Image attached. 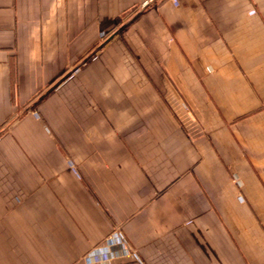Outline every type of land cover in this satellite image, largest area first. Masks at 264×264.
Segmentation results:
<instances>
[{
    "label": "crops",
    "instance_id": "crops-1",
    "mask_svg": "<svg viewBox=\"0 0 264 264\" xmlns=\"http://www.w3.org/2000/svg\"><path fill=\"white\" fill-rule=\"evenodd\" d=\"M0 264H264V0H0Z\"/></svg>",
    "mask_w": 264,
    "mask_h": 264
}]
</instances>
